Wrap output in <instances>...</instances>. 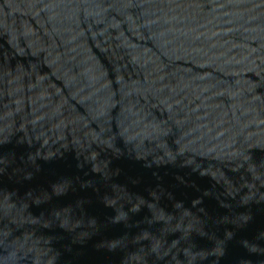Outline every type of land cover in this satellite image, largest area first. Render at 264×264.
Listing matches in <instances>:
<instances>
[{
	"label": "water",
	"instance_id": "obj_1",
	"mask_svg": "<svg viewBox=\"0 0 264 264\" xmlns=\"http://www.w3.org/2000/svg\"><path fill=\"white\" fill-rule=\"evenodd\" d=\"M0 264H264V0H0Z\"/></svg>",
	"mask_w": 264,
	"mask_h": 264
}]
</instances>
